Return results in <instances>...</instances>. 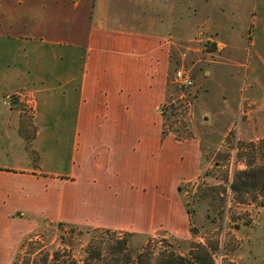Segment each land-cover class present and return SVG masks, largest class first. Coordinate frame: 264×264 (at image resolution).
Listing matches in <instances>:
<instances>
[{
	"label": "crops",
	"instance_id": "crops-1",
	"mask_svg": "<svg viewBox=\"0 0 264 264\" xmlns=\"http://www.w3.org/2000/svg\"><path fill=\"white\" fill-rule=\"evenodd\" d=\"M195 1L0 0V37L16 33V70H0V125L7 119L18 145L16 162L0 165L3 223L16 212V224L27 216L32 227L47 219L188 236L179 188L202 174L200 149L163 136L162 108L172 50L195 25ZM37 34L41 48L32 44ZM14 90L46 108L31 118L29 150L20 133L29 119L5 107ZM21 239L16 228V252Z\"/></svg>",
	"mask_w": 264,
	"mask_h": 264
},
{
	"label": "rangeland",
	"instance_id": "rangeland-1",
	"mask_svg": "<svg viewBox=\"0 0 264 264\" xmlns=\"http://www.w3.org/2000/svg\"><path fill=\"white\" fill-rule=\"evenodd\" d=\"M195 4V25L172 50L162 108L165 137L195 140L200 149L202 174L179 188L190 212L188 236L164 231L136 235L47 219L34 220L32 227L27 216L16 224L15 212L4 223L0 220V264H41L47 253L59 257L60 263L53 264H181L178 256L183 264H208L209 254L214 264H264V0ZM5 33L0 37V70L11 73L16 70V33ZM40 37L34 36L33 46H44ZM63 51L70 55L73 50ZM70 61L76 70L78 58ZM49 64L45 60L44 68ZM180 66L193 79L190 88L174 83ZM4 97L11 114L30 121H22L20 132L29 150L37 130L31 118L46 108L38 109L28 90ZM52 108L53 114L61 111L59 104ZM44 125L49 130L54 126ZM0 127V165L12 166L16 134L7 119ZM16 228L22 231L17 252ZM96 252L100 259L91 258Z\"/></svg>",
	"mask_w": 264,
	"mask_h": 264
},
{
	"label": "trees",
	"instance_id": "trees-1",
	"mask_svg": "<svg viewBox=\"0 0 264 264\" xmlns=\"http://www.w3.org/2000/svg\"><path fill=\"white\" fill-rule=\"evenodd\" d=\"M165 131L163 132V136L165 137ZM188 214H190V212H188ZM64 224V223H63ZM66 225H71V224H66ZM107 231H109V230H107ZM142 255V254H141ZM102 256L100 255V253H98V252H96V253H94L92 256H91V258H95V259H100ZM140 257V256H139ZM141 258V257H140ZM209 262H208V264H214V262H213V258H212V256L209 254ZM178 261H180V262H182L181 264H183V262H185V259L184 258H182V257H180V256H178ZM55 262H58V263H60V259H59V257L56 255V254H54L53 256H51L50 254H45V257H43V260H42V263L41 264H53V263H55ZM33 264H38L37 262H34ZM74 264H77L76 262H74ZM83 264H90L89 262H88V260L87 261H84L83 262Z\"/></svg>",
	"mask_w": 264,
	"mask_h": 264
},
{
	"label": "built area",
	"instance_id": "built-area-1",
	"mask_svg": "<svg viewBox=\"0 0 264 264\" xmlns=\"http://www.w3.org/2000/svg\"><path fill=\"white\" fill-rule=\"evenodd\" d=\"M184 56L182 55V57ZM174 83L184 88L193 86V79L184 66H180L174 71Z\"/></svg>",
	"mask_w": 264,
	"mask_h": 264
}]
</instances>
